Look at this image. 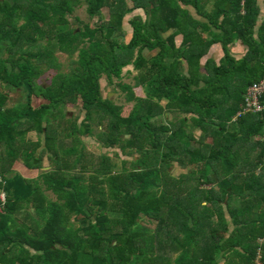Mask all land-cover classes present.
<instances>
[{"label":"trees","instance_id":"trees-1","mask_svg":"<svg viewBox=\"0 0 264 264\" xmlns=\"http://www.w3.org/2000/svg\"><path fill=\"white\" fill-rule=\"evenodd\" d=\"M85 2L94 25L72 29L83 0H0V264H264V113L233 121L264 80V0ZM60 55H78L67 73ZM128 67L129 111L101 84ZM7 90L26 101L10 108ZM83 137L130 166L117 170ZM46 155L53 167L39 178L11 176L19 159L31 169ZM144 219L153 231L137 230Z\"/></svg>","mask_w":264,"mask_h":264},{"label":"rangeland","instance_id":"rangeland-1","mask_svg":"<svg viewBox=\"0 0 264 264\" xmlns=\"http://www.w3.org/2000/svg\"><path fill=\"white\" fill-rule=\"evenodd\" d=\"M209 9H212V5L209 6ZM137 14H140V11H136ZM136 13L128 16L125 20V27L127 30H129L130 28L127 26L128 22L136 15ZM192 13H194V11L192 10ZM93 20L90 18V16L87 13V4L85 2V0H83V4L81 6H78L75 10V14L74 17L71 18V27L72 29L78 28V27H85L86 25H91L93 26L94 23L92 22ZM128 34L131 35V30H129ZM127 35V32H126ZM130 35L126 36V41L129 42L130 40ZM182 43V38L179 37L177 38V45L180 46ZM233 54L237 55V58L239 59L241 55V47L239 45H235L233 48ZM224 54L222 52V48L220 46L218 47H214L210 57H213L214 59H216L217 61H220L223 58ZM0 58H3V54L2 52H0ZM60 58V65H61V70L65 73L70 71V67L73 61H76L78 59V55H76L74 58L72 57H66V56H59ZM203 63H206V60L203 61ZM136 72H134L133 67H128L123 71V76L120 80H114L112 85H109L108 82L106 81V78H103L101 84H102V88H103V95L104 96H109L110 99L118 105H123L126 106V108L128 109V111L130 110V104L126 102V96L125 93L119 88V85H129V86H134L135 84V76H136ZM50 79L51 76L49 75V73L44 74L39 83L42 85H49L50 84ZM249 81V78L245 77L242 81V84L245 85L247 82ZM1 88V85H0ZM7 92H9L10 95V100L8 105L10 106V108H13V106H19L21 105L23 102L26 101V94L21 91V90H14V91H10L7 90ZM42 99H38L36 100L37 103H40ZM43 101V100H42ZM67 115H69L71 118H78L81 121L84 119L85 114L81 108V106H70L69 109H67ZM253 115V114H250ZM179 118V115H171L170 117L168 116L169 120H172L173 122H175L177 119ZM160 120H162V118H160ZM159 120V121H160ZM198 134V133H197ZM40 139V135H38L36 132H30L27 135V140L28 141H38ZM82 139H84L87 147L89 149L92 150V152L96 153V154H106L110 157L113 158V161L116 164V168L117 170H121V168L123 167V160H127L129 161L127 163V167H129V163L131 160V157L128 156H124L121 151L118 148H106L103 147V145L95 138V137H83ZM65 144L66 146H70L72 144V139H66L65 140ZM119 154V155H116ZM36 164H38L37 167L35 168H28L25 164V162L22 159H19L15 166H14V171L12 173L11 176L15 175V174H21L23 175L26 179H35V178H39L44 172H48L52 169L53 164L51 163V161L49 160L48 156H43L41 161L36 162ZM172 174L175 176H179L182 172H184V170L182 168H179L177 165H174L173 168L171 169ZM48 197L51 199H56L55 194H53L52 192L47 191L46 192ZM0 198H2V195L0 196ZM232 205L235 207H239L240 206V200L237 197H234L233 201H232ZM26 216L25 213H23L22 215H20L21 219H24V217ZM71 223L73 225H77L75 222V219L73 218ZM155 228V226L150 223L148 220L144 219L139 227L137 228V230H141V231H146V229H150L151 231H153ZM178 255H176L174 257V259H177ZM224 261L221 262V264ZM257 264H263L261 260L256 262Z\"/></svg>","mask_w":264,"mask_h":264},{"label":"built area","instance_id":"built-area-1","mask_svg":"<svg viewBox=\"0 0 264 264\" xmlns=\"http://www.w3.org/2000/svg\"><path fill=\"white\" fill-rule=\"evenodd\" d=\"M264 80L251 85L244 94V102L240 112L234 117L237 121L243 116L264 113ZM3 203H6V195H2Z\"/></svg>","mask_w":264,"mask_h":264},{"label":"flooded vegetation","instance_id":"flooded-vegetation-1","mask_svg":"<svg viewBox=\"0 0 264 264\" xmlns=\"http://www.w3.org/2000/svg\"><path fill=\"white\" fill-rule=\"evenodd\" d=\"M188 9H189V10L191 11V13H192L193 8L190 7V8H188ZM136 11H140V14H137ZM136 11H134V13H136L135 16H137V15L144 16L142 10H136ZM193 11H194V10H193ZM134 13H133V14H134ZM131 15H132V14H131ZM129 16H130V15H129ZM135 16H134V17H135ZM132 19H133V18H132ZM132 19H131V20H132ZM131 20H130V21H131ZM125 25H126V24L124 23L123 29H124L125 32H127V35L129 36L130 34H128V32H129V30H131V33H132V27H131V25H130L129 22H128L127 26H128L130 29L127 30L126 27H125ZM127 35H126V36H127ZM122 41H123V42H127V41H126V37H125V38L122 37ZM133 70H134V68H133ZM134 72H135V70H134ZM136 74H137V72H136Z\"/></svg>","mask_w":264,"mask_h":264},{"label":"crops","instance_id":"crops-1","mask_svg":"<svg viewBox=\"0 0 264 264\" xmlns=\"http://www.w3.org/2000/svg\"><path fill=\"white\" fill-rule=\"evenodd\" d=\"M240 47H241V54H244V48L241 46V45H239ZM222 264H224V262L222 263Z\"/></svg>","mask_w":264,"mask_h":264},{"label":"water","instance_id":"water-1","mask_svg":"<svg viewBox=\"0 0 264 264\" xmlns=\"http://www.w3.org/2000/svg\"><path fill=\"white\" fill-rule=\"evenodd\" d=\"M229 7H230V6H229V4H228V5H227V9H229Z\"/></svg>","mask_w":264,"mask_h":264}]
</instances>
